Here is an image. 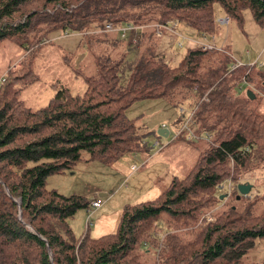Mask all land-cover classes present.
<instances>
[{"label":"trees","instance_id":"1","mask_svg":"<svg viewBox=\"0 0 264 264\" xmlns=\"http://www.w3.org/2000/svg\"><path fill=\"white\" fill-rule=\"evenodd\" d=\"M246 9L264 27V0H0V46L11 40L29 51L56 30L107 36L109 23L135 25L142 36V48L132 54L117 33L113 53L98 59L83 93L58 86L38 109L20 97L38 79L32 58L3 75L0 264H256L241 250L264 238V209L255 211L258 198L237 195L240 173L264 164V112L248 95L251 88L239 89V68L232 69L222 45L203 50L188 44L173 64L147 43L156 23L179 21L216 35L221 14L243 23ZM254 67L248 80L264 88V69ZM154 97L197 106L198 130L213 134L214 144L157 197L125 204L115 232L94 237L88 228L77 235L70 220L92 200L48 189V178L82 161L110 164L136 151L137 125L125 110ZM208 212L213 219L201 221Z\"/></svg>","mask_w":264,"mask_h":264},{"label":"rangeland","instance_id":"2","mask_svg":"<svg viewBox=\"0 0 264 264\" xmlns=\"http://www.w3.org/2000/svg\"><path fill=\"white\" fill-rule=\"evenodd\" d=\"M217 10H221L219 5H217ZM222 16L226 15L221 14L219 17ZM154 25L155 32L147 43L157 46L159 52L173 64L179 62L188 44L193 45L184 40V45L180 46L179 42L182 41L183 36L204 39L197 29L186 23H179L173 32L164 31L162 36L156 34L157 28ZM107 33H109L107 36H98L93 33H65L56 30L40 45L29 51L11 40H6L0 46V80L10 67L20 65L23 60L32 58L33 72L38 75V79L20 95L26 105L33 109L45 106L55 94L58 86L69 87L73 94H81L87 87L85 77L94 75L98 71V59L113 53L118 34L117 32ZM119 35L122 37L121 34ZM213 36L208 34L209 39ZM141 37L140 30L131 39L129 36L125 37L128 46L132 47V54H137L142 48ZM214 37L216 43L222 45L227 50L226 53L233 58V63L237 60L246 65L236 70L237 79L241 81V74L250 69L246 79L248 83H241L243 86L241 92L249 88L254 89L257 94L256 98H252L253 103L264 112V88H258L255 84L252 88V82L248 80L251 68L255 66V69H264V27L256 22L252 11L246 9L243 23L232 18L229 24L221 25L220 33ZM132 54L129 59L132 58ZM253 62L255 65L251 66ZM179 109L181 106L175 105V100L164 97L135 100L125 110V113L137 125L140 145L136 151L127 152L110 164L100 161H82L74 165L72 170L54 174L48 178L46 183L48 189H56L64 194H79L89 200L96 195L97 188H108L104 191L106 195L102 196L103 206H106L102 215L97 212L100 208L80 209L76 213L83 221L81 231L76 228L78 232L84 233L89 228L94 237L99 236V233H94V227L98 222L105 221L108 216L113 218L118 212L120 214L122 209L118 211V207L123 202L136 203L157 197L170 184L173 177H185L194 167L199 155L214 144L212 141L214 135L212 134L213 138L210 140L205 138V133L198 130L199 125L196 120L191 127L196 133L195 136L188 137V129L180 130L182 122L179 123L177 129L171 128L169 136L160 135L158 130L164 122L183 121V114ZM193 109L196 113L198 112L197 106ZM154 139L162 143V149L153 145ZM144 142L147 144L146 147H144ZM145 159L149 161H143ZM131 161L136 165H141L139 171L129 169L128 163ZM239 176L240 183H251L254 186L248 194L239 192L238 199H241V196L251 200L258 198L254 209L256 212L262 211L264 209L262 199L264 196V164L241 172ZM233 188L232 181L225 193L230 196ZM99 194L98 192L97 195ZM113 196L115 197L112 201L106 205V202ZM99 211L101 212V209ZM119 218L120 215L117 221ZM212 219L213 213L208 212L201 221ZM115 231L116 229L112 232ZM241 254L248 262L264 264V238L257 239L252 246L242 249Z\"/></svg>","mask_w":264,"mask_h":264},{"label":"built area","instance_id":"3","mask_svg":"<svg viewBox=\"0 0 264 264\" xmlns=\"http://www.w3.org/2000/svg\"><path fill=\"white\" fill-rule=\"evenodd\" d=\"M230 20H231V17L226 15V16H222V17H218L217 21L220 25H227L230 23ZM180 22L179 21H174L172 23H169V24H155L154 26L157 28L156 30V34L158 36H162V34L164 33V31H175V27L178 26ZM139 30V27L135 26V25H132V24H127V25H124V26H121V27H116L114 26L112 23H109L106 25V28L103 30L105 32H117V33H120L122 35V37H126V36H129V39H131V37L133 35H135ZM202 36L204 37V39H195V38H187L185 36H183V39L182 41L179 42V45L180 46H183L184 45V40L189 42L190 44L192 43L193 45H197L199 47H201L202 49L204 50H214V49H219L221 50L222 47L219 46V44L216 43V40H215V35L212 37V39H209L208 37V34H205V33H201ZM212 35V34H211ZM251 66L255 65V63L253 62L252 64H250ZM243 66H246L245 64H243L242 62L240 61H235V63L232 64V69H238L240 67H243ZM250 71V69L247 71L245 70L244 73L241 74V77H242V82L244 83H248L247 82V75H248V72ZM239 89L242 91L243 90V86L242 84L239 86ZM179 111L183 114L182 117H183V121H182V125H181V128L180 130L184 131V130H187L189 131V134H188V137H192V136H195L196 133L195 131L192 130V123L195 122V115H196V111L194 109H185V107H181V109H179ZM178 121H168V122H164L163 124H161L160 128H163V129H167L169 130V135L171 134V128H174V129H177L178 128ZM205 138H208V140L212 139L213 136L212 134H205ZM153 145L162 149L163 148V145L162 143L158 140V139H155L153 141ZM139 168L138 165L134 164L132 165V170L135 171ZM104 203V200L102 198V196H98L96 197L95 199H93L91 201V206L90 208H100Z\"/></svg>","mask_w":264,"mask_h":264},{"label":"crops","instance_id":"4","mask_svg":"<svg viewBox=\"0 0 264 264\" xmlns=\"http://www.w3.org/2000/svg\"><path fill=\"white\" fill-rule=\"evenodd\" d=\"M199 34H201L200 32H199ZM214 35V34H213ZM180 122H182V121H178V123H180ZM179 125V124H178ZM155 140V139H154ZM147 146V144H145V142H144V147H146ZM136 155H137V153H136ZM140 155V154H139ZM138 155V156H139ZM138 156L136 157V158H138ZM143 161H149V159H145V160H143ZM135 164V162H130V163H128V167H129V169L130 170H132V165H134ZM138 164V163H137ZM138 166H141L140 164H138ZM139 169H140V167L137 169L138 171H139ZM137 170H135V171H137ZM133 171V170H132ZM98 189V191L96 192V195L92 198V199H90V200H93V199H95L96 197H98V196H101V194L102 193H105L104 191H106L108 188H97ZM100 193L99 195H97V193ZM116 196V195H115ZM115 196H113V197H111L107 202H106V205H108L111 201H112V199L115 197ZM148 200H150V199H148ZM145 201V200H144ZM127 203H130V202H123V204L121 205V206H119L118 207V211H120V209H123V207H124V205L125 204H127ZM106 208V206H101L100 207V209H101V212L99 211L100 209H98V211L97 212H99V215L101 214H103V211H104V209ZM121 212H122V210H121ZM121 212H120V214H119V212H118V214L115 216H113V218H110V216H108V218L105 220V221H103V222H98L97 223V225H95V229H94V233H99L98 235L100 236V235H103V234H108V233H112V231H114L115 229H117V227H118V223H119V221H117V219H118V215H121ZM81 214V213H80ZM120 219V218H119ZM70 224H71V227L74 229V231H75V233H80L79 235H81V234H83V233H81V232H78L77 230H76V228L77 229H79V231H81V229H82V226H83V221H82V218H80L79 217V214L78 215H75L74 217H72L71 218V220H70ZM88 226V225H87ZM91 235H93V234H91Z\"/></svg>","mask_w":264,"mask_h":264},{"label":"water","instance_id":"5","mask_svg":"<svg viewBox=\"0 0 264 264\" xmlns=\"http://www.w3.org/2000/svg\"><path fill=\"white\" fill-rule=\"evenodd\" d=\"M253 91L251 89L248 90V95H251V98H255V95L252 93ZM159 134L160 135H165V136H169V130L167 129H163V128H160L158 130ZM252 184L251 183H240L238 185V189H239V192L241 194H248L250 191H251V188H252ZM106 194L105 193H102L101 196H105ZM240 195H238L239 197Z\"/></svg>","mask_w":264,"mask_h":264}]
</instances>
